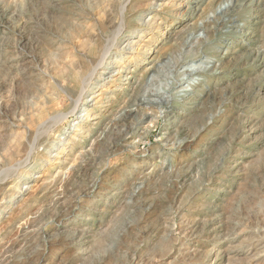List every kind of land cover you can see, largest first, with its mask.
I'll use <instances>...</instances> for the list:
<instances>
[{
    "label": "rangeland",
    "instance_id": "374dc122",
    "mask_svg": "<svg viewBox=\"0 0 264 264\" xmlns=\"http://www.w3.org/2000/svg\"><path fill=\"white\" fill-rule=\"evenodd\" d=\"M0 264H264V0H0Z\"/></svg>",
    "mask_w": 264,
    "mask_h": 264
},
{
    "label": "bare ground",
    "instance_id": "6f19581e",
    "mask_svg": "<svg viewBox=\"0 0 264 264\" xmlns=\"http://www.w3.org/2000/svg\"><path fill=\"white\" fill-rule=\"evenodd\" d=\"M119 30H120V28H119ZM119 30H118V31H119ZM105 55H106V54H105ZM106 56H107V55H106ZM105 58H106V57H105ZM101 61H102V59H101ZM101 61H100V62L98 61L99 63L96 65V67H98V66L102 63ZM102 64H103V63H102ZM102 64H101V66H102ZM91 69H92V68H91ZM107 69H108V68H107ZM148 69H149V68H148ZM92 72H93V70H92ZM104 73H105V72H104ZM102 74H103V73H102ZM89 77H91V76H89ZM89 77H88V79H89ZM89 81H90V80H89ZM85 83H86V82H85ZM86 86H87V84H86ZM81 93H82V90H81ZM79 95H80V94H79ZM81 95H82V94H81ZM78 101H79V98H78L77 100H75V103H74V105H75V106H74V110H75V108H77ZM63 102H64V101H63Z\"/></svg>",
    "mask_w": 264,
    "mask_h": 264
}]
</instances>
